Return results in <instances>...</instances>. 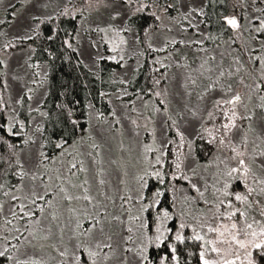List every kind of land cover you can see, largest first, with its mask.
Segmentation results:
<instances>
[{
  "label": "rangeland",
  "instance_id": "1",
  "mask_svg": "<svg viewBox=\"0 0 264 264\" xmlns=\"http://www.w3.org/2000/svg\"><path fill=\"white\" fill-rule=\"evenodd\" d=\"M163 2L170 3V0H163ZM206 2L207 0H179L174 4L175 7L165 14L163 8L155 4L154 0H133L131 6L122 5L121 0H89L88 3H85L84 0H71V2L70 0H0V21H4V23H0V61L3 62L0 63V78L3 80L8 94V124L15 123L17 128L22 124L23 128H19L20 135L24 134L25 140L28 141L24 144L19 156L20 162L23 164V171L27 175L23 178L22 185L17 187V189L23 187V191L15 192L21 197L17 203L26 204L33 183L40 184V180L32 181L33 174L39 176L45 171L46 166L47 175L54 177L57 174V169L64 170L71 157L61 155L60 151L54 157L48 156L50 160H45L43 164L39 163V153L47 154L42 144L41 134L46 117L43 104L48 93V68L46 64L34 60L35 52L31 47L21 51H10L9 45L29 40L27 37L33 38L39 35L44 25L49 24L51 19L60 15L65 20L77 22L72 41H68L72 44L71 48L78 52L82 62L90 70L97 71L99 62L105 58L120 65L113 79V84L119 85V89L107 98L109 112L100 114L90 108L88 129L85 135L68 146V152L75 155L77 159L85 160L86 163L88 162L87 154L96 151L91 148L92 144L100 146L99 151L104 159L122 157L128 161L125 185L117 188L115 178H113V184L108 189L116 201L114 208L109 206L110 210L115 214H120L119 197L125 192L134 197L137 195L139 186L135 178L142 175L145 170L149 172L160 170L163 173L167 167V156L169 159L170 157L174 158L176 152L172 139H178L176 144L181 145L180 138L176 135L177 129L184 133L187 143L196 141L199 136H203L207 140L210 139L203 129L205 127L212 128V122H209L207 112L208 110L214 111L212 104L214 99L219 97V93H209L204 100H197L196 93L203 88V83L198 79L197 86L193 88L189 85L193 96L191 98L185 96L183 85L188 83V78L190 76L198 78L194 69L204 61L208 62L205 67H216L221 63L227 67L234 57L240 55L244 63L242 72H246L248 66L241 50L251 55L250 49L254 46L259 48L257 41L252 39V25L249 21L252 17L261 15L256 9L264 7V5L249 0L244 7V19L241 20L244 25L243 29L239 33L228 29L231 34L228 41H223L219 45H210L207 43L220 41V38L209 36L207 29L202 24ZM141 3L147 7L144 12L137 13L136 8ZM65 10L71 15H63ZM116 11H119L121 15L113 19L112 16ZM153 12L161 17L160 20H155L157 31L152 33L145 31L144 38H141L134 29L128 26L129 18L140 14L152 16ZM33 17L38 19H33ZM237 18L239 19L238 16ZM100 28H105L106 31L101 32ZM125 28L130 30L124 31ZM121 40L125 42L121 43ZM143 42L145 43L144 47ZM257 54L264 55V53ZM212 57H215V60H212ZM146 61L152 76L149 86L150 95L148 98L143 95L133 97L132 89L140 84L138 73ZM156 93H160V95L157 96ZM161 101L164 103L161 104ZM258 102V98L254 96L249 108ZM186 105L198 111L199 119L189 117ZM157 108L160 111H156ZM257 114L259 115V113ZM132 121H136V123L133 124ZM173 121H175L174 124ZM239 136V131L233 134L234 143L239 140ZM249 136L251 138L253 134L249 133ZM168 141L172 142L168 143ZM146 146L158 148L161 151L146 152ZM184 149V156L182 159L180 158L183 163L180 172L189 176L191 183L203 188L206 183L208 185L214 183L220 173L226 171L225 164L220 161L230 154L227 149L219 151L216 149V157L206 163L198 162L194 144L191 151L186 147ZM163 152H167V155H163ZM156 156L161 157L163 167L155 165ZM145 157L147 158L145 159ZM172 161H170V165H173L170 168L172 169L171 174L177 171L174 167L176 160ZM193 168H195V175L192 172ZM146 179L148 188L140 194L148 198L150 202L155 199L160 201V197L152 195L154 190L150 188H153L157 179L154 177H146ZM170 187L175 188V191L170 195V210H167L175 219L167 223L169 225L173 223V226L179 223L195 225L192 217L199 215L196 210L197 205L193 203L189 207L188 198L195 196L196 193L183 179L170 180ZM92 194L95 195V188ZM53 202L63 214L60 222L65 223L69 213L56 198ZM3 203L4 216L11 219L8 212L11 206L9 197H6ZM159 205L152 208L149 213H141L142 218L149 217V219L155 220L157 213L162 209L159 208ZM74 206L82 209L84 202H75ZM138 208L139 204H136L133 212L135 213ZM200 208H205V206L200 205ZM16 210L19 212L18 208ZM25 220H13V225L23 230ZM41 222L45 227L50 223L49 220L43 218V215ZM28 223L31 224V221ZM132 227L136 233L135 225ZM111 231L115 233L112 244L116 254L109 264H125L121 259L124 256L121 252L123 247L121 237L127 233L119 225ZM187 232L191 233L190 230H186V235ZM0 234H8L11 243H17L12 240V235L16 234L14 228L4 224L2 217H0ZM133 239L135 240V235ZM49 243H53V241ZM138 244L139 241L136 244L129 243L128 246L135 249ZM4 246V243H0V249ZM13 254L15 255V253ZM38 255L46 264H60L58 254L49 247H45ZM156 257L158 258V254ZM126 264H138L132 253L127 254Z\"/></svg>",
  "mask_w": 264,
  "mask_h": 264
},
{
  "label": "snow or ice",
  "instance_id": "2",
  "mask_svg": "<svg viewBox=\"0 0 264 264\" xmlns=\"http://www.w3.org/2000/svg\"><path fill=\"white\" fill-rule=\"evenodd\" d=\"M84 2L88 3L89 0ZM253 2L264 5V0ZM132 3L133 0H121L122 5L131 6ZM154 3L162 7L165 14L175 7L174 4L164 3L163 0H154ZM146 7L141 3L136 12L142 13ZM256 11L261 15L252 17L249 23L252 25V39L257 41L259 48L254 46L250 49L251 55L241 50L248 70L242 72L244 63L240 55L234 57L227 67L223 63L216 67H205L208 62L204 61L194 69L198 78L190 76L188 83L183 85L184 95L191 98L193 91L189 90V85L194 88L199 79L203 88L196 93V98L201 101L209 93H219V97L214 99L212 104L214 111L207 112L212 128L205 127L203 131L210 137L208 144L214 145L218 151L227 149L230 153L220 161L225 164L226 171H222L214 183H206L203 188L191 183V178L180 172L182 161L179 155L176 157L174 167L177 171L172 173L169 179L187 181L191 190L196 193L188 198L189 207L193 203L197 205L199 215L192 217L195 225H169L167 222L175 218L167 209H161L155 220L142 218L141 213H149L160 204L159 199L150 202L140 194L148 188L146 177H154L161 184L164 183L165 177L160 170H145L142 175H138L135 178L139 186L137 195L134 197L125 192L120 196V214H115L109 206L114 208L116 201L108 189L113 184V178L117 188L125 185L128 161L122 157L104 159L99 151L100 146L92 144L91 148L96 151L87 154L86 163L68 152L69 141L61 137L62 142L54 146L61 150V155L70 156L71 159L63 171L56 170L54 177L47 175L46 166L39 176L33 174L32 181L40 180V184L33 183L26 204L17 203L21 197L15 194L17 190L23 191V187L17 189V185L9 184L8 187L12 191H5L6 185L0 182V196L9 197L11 202L8 209L11 219L4 216V203H0V217L3 218L4 224L14 228L16 234L12 235V240L17 241L12 244L8 234H0V243L5 244L0 249V264H46L38 255L45 247L58 254L60 264H109L116 254L112 244L115 233L111 229L117 225L127 233L121 237V252L124 254L121 259L125 264L128 253L136 257L138 264H182V257L183 264H188V257L192 255L197 256L199 264H264V55L257 54L264 53V7H257ZM63 15L71 14L65 10ZM120 15L121 13L116 11L112 18L116 19ZM151 15L157 21L161 19L154 12ZM221 27L239 33L244 25L236 15H231L223 17ZM99 30L106 31L105 28ZM128 30L130 29H124ZM47 39L51 40L53 36L49 35ZM124 42L121 40V43ZM64 44L72 47L67 39ZM211 59L215 60V57ZM156 95L159 96L160 93ZM254 96L259 102L249 108ZM163 103L164 101H161V104ZM186 109L190 118L199 119L196 109L188 105ZM156 111L160 109L157 108ZM216 121L219 123H215ZM132 123L135 124L136 121ZM72 124L74 128L77 126L76 121H72ZM19 128H23V125L20 124ZM19 128L15 123L0 125V130L5 131L8 136H19ZM237 131L240 136L234 143L233 134ZM249 133L253 134L251 138ZM176 135L180 138L181 147L191 151L195 141L187 143L184 133L179 129L176 130ZM200 138L203 139V136ZM145 151L157 152L161 149L146 146ZM162 154L167 155V152ZM45 160H50L48 155L39 153V163L43 164ZM4 161L5 157L0 154V179L9 174V169L2 167ZM155 165L163 167L160 156L155 157ZM17 167L23 169V164L17 161ZM192 172L195 175V168ZM11 175L19 177L18 184L22 185L27 173L13 170ZM94 188L95 195L92 194ZM152 195L161 197L164 192L156 189ZM54 198L69 213L65 223L60 222L63 214L53 202ZM79 201L84 202L82 209L74 206L75 202ZM136 204H139V208L134 213ZM200 205L205 208H200ZM42 215L45 220L50 221L46 227L42 225ZM13 220H25L23 230L15 227ZM132 225H135L136 233ZM186 230H190L192 234L186 235ZM50 241L53 243H49ZM137 241L139 244L135 249L128 246L129 243L136 244ZM189 241L196 243L199 250L182 253L181 246L187 249ZM157 252H160L158 259ZM217 257L219 259H216Z\"/></svg>",
  "mask_w": 264,
  "mask_h": 264
},
{
  "label": "trees",
  "instance_id": "3",
  "mask_svg": "<svg viewBox=\"0 0 264 264\" xmlns=\"http://www.w3.org/2000/svg\"><path fill=\"white\" fill-rule=\"evenodd\" d=\"M179 0H170V3L176 4ZM249 0H207L202 24L207 29L209 36L220 38V41L207 43L210 45H219L223 41H228L231 34L225 28H222L223 17L236 15L240 20L244 19L245 5ZM76 23L72 20H65L58 15L50 20V23L44 25L40 34L33 38L15 42L9 45L10 51H21L31 47L34 49V60L46 64L48 70V93L45 98L43 108L46 110L44 127L41 134L42 144L49 157H54L60 153V149L54 145L62 142L61 137L69 141V145L76 142L85 135L88 129V115L90 108L98 113H108L110 107L107 98L119 89V85L113 84L117 70L120 68L118 63L105 58L101 60L97 71L90 70L81 60L78 52L69 48L64 41H72L73 34L76 31ZM128 26L134 29L141 38H144L145 31H157L155 19L148 14H140L129 18ZM51 35L53 39L47 37ZM143 47L145 43H142ZM140 84L136 88H131L133 97L143 95L148 98L150 95V71L147 61L139 70ZM139 86V88H138ZM9 100L3 80L0 78V125L8 124ZM72 121L77 122L74 128ZM215 123H219L216 121ZM15 131V130H14ZM0 154H3L5 161L3 168L9 169V174L5 175L0 182L6 185L5 191H12L9 184H18L19 177H13L11 172L23 171L17 167V161L24 147V134L19 136H8L5 131L0 130ZM199 136L194 143V152L199 163H206L216 157V147L207 143V139ZM176 155L174 158L167 156V167L163 170L165 177L164 183L157 180L151 190L160 189L164 195L160 197L159 208L170 210V195L174 193L175 188L170 187L171 167L170 161L184 156V147L176 144L178 139H172ZM180 142V139H179ZM15 145V147H9ZM182 161V160H181ZM173 162V161H172ZM21 163V162H20ZM174 163V162H173ZM183 168V163H182ZM7 196H0V203H3ZM173 226V223H171ZM192 233L187 232V235ZM197 244L189 241L187 249L181 246L182 253L185 251L197 252ZM159 254L160 252H157ZM158 259V258H157ZM183 264V257H182ZM188 264H199L195 255L188 257Z\"/></svg>",
  "mask_w": 264,
  "mask_h": 264
}]
</instances>
